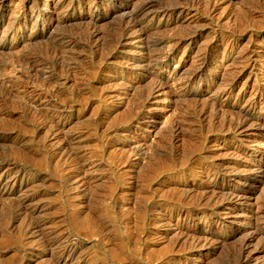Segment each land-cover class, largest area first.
<instances>
[{
    "label": "rangeland",
    "instance_id": "374dc122",
    "mask_svg": "<svg viewBox=\"0 0 264 264\" xmlns=\"http://www.w3.org/2000/svg\"><path fill=\"white\" fill-rule=\"evenodd\" d=\"M137 1L140 4L143 0H0V80H3L0 82V264H240V260L243 264H264V0H152L148 11H144L145 17H140L147 31L141 38L124 37L128 43L115 46L112 38L118 31L120 18L137 6ZM172 8L176 9L172 14L167 12ZM91 30H95V35L89 34ZM69 38L74 42L66 43ZM241 46L243 50L255 49L251 62L237 57ZM202 55L207 60L200 66ZM101 56L104 59L101 60ZM32 57L36 59L35 69L26 64ZM149 57L152 60L148 61ZM225 71L226 75H231L226 76ZM133 97L137 103L140 101L141 109H136ZM202 97H206L205 102ZM185 99L189 103L186 104ZM191 99L194 100L192 106ZM246 102H251L254 114L245 120L241 119L240 110L248 105ZM181 119H185V123ZM239 119L243 120L241 127L236 125ZM172 120L181 122L176 132L169 126ZM71 133L78 134L80 140L76 146L79 149L73 143H66ZM186 136L190 143L185 139L181 141ZM192 141L196 145L203 144V147L196 146L203 150L196 148ZM180 145L185 148L180 149ZM184 145L190 151L183 153ZM64 153L69 155L66 157ZM70 155H74L73 159ZM167 158H171V162L167 163ZM227 181L235 185L237 194H222L216 183ZM185 223L195 224L201 230L187 228ZM178 232L182 236H178Z\"/></svg>",
    "mask_w": 264,
    "mask_h": 264
},
{
    "label": "bare ground",
    "instance_id": "6f19581e",
    "mask_svg": "<svg viewBox=\"0 0 264 264\" xmlns=\"http://www.w3.org/2000/svg\"><path fill=\"white\" fill-rule=\"evenodd\" d=\"M140 1H141V0H140ZM140 1H139V2H140ZM199 1H200V0H199ZM210 1H211V0H210ZM215 1H217V0H215ZM220 1H221V0H220ZM92 2H93V1H92ZM97 2H98V1H97ZM108 2H109V1H108ZM183 2H184V0H183ZM193 2H194V1H193ZM208 2H209V1H208ZM218 2H219V1H218ZM89 3H90V2H89ZM95 3H96V2H95ZM131 3H132V2H131ZM134 3H135V2H134ZM209 3H210V2H209ZM211 3H212V2H211ZM213 3H214V1H213ZM215 3H216V2H215ZM228 3H229V2H228ZM230 3H231V2H230ZM36 4H37V3H36ZM129 4H130V3H129ZM137 4H138V1H137ZM152 4H153V1H152V0H143V1H141V3L138 4L137 6H135L134 8H131V11L129 10L130 12H128V14L124 15L123 18L119 15L122 19L120 18V21H121V22L117 19V20L120 22V23H119V26H118V31H117V33H115L116 35L113 33V34H114V36H113L114 38H112V39L114 40L113 43H114L115 46L126 45L128 42H127V41H124V37H126V38H128V37H129V38H131V37H135V38L139 37V38H141L140 36L142 35V33H145V32L147 31L148 27L145 26V25H144V26L142 25V19H141L140 17H142V16L145 17L146 14L144 15V11H145L149 6H151ZM182 4H183V3H182ZM196 4H197V3H196ZM206 4H207V3H206ZM98 5H99V4H98ZM131 5H133V4H131ZM134 5H135V4H134ZM202 5H205V4H202ZM207 5H208V4H207ZM207 5H206V6H207ZM212 5H213V4H212ZM228 5H229V4H228ZM71 6H72V5H71ZM124 6H125V5H124ZM194 6H195V5H194ZM97 7H98V6H97ZM97 7H96V8H97ZM112 7H113V5H112ZM132 7H133V6H132ZM182 7H183V5H182ZM188 7H189V6H188ZM196 7H197V5H196ZM198 7H199V6H198ZM204 7H205V6H204ZM214 7H215V6H214ZM216 7H217V6H216ZM216 7H215V8H216ZM22 8H23V7H22ZM190 8H191V7H190ZM200 8H201V7L197 8V9H200ZM207 8H208V7H207ZM149 9H150V8H149ZM155 9H156V8H155ZM186 9H187V8H186ZM191 9H192V8H191ZM205 9H206V8H205ZM209 9H210V8H209ZM80 10H81V9H80ZM86 10H87V9H86ZM124 10H125V9H124ZM159 10H160V9H159ZM168 10H169V11H167V12H170V13L172 14V12H174L176 9H173V8H172V9H168ZM200 10H201V9H200ZM213 10H214V9H213ZM13 11H14V10H13ZM13 11H12V12H13ZM93 11H94V10H93ZM122 11H123V10H122ZM125 11H126V10H125ZM146 11H148V10H146ZM187 11H188V10H187ZM196 11H197V10H196ZM196 11H195V12H196ZM202 11H204V10H202ZM207 11H208V10H207ZM214 11H216V10H214ZM12 12H10V13H12ZM79 12H80V11H79ZM151 12H152V11H151ZM179 12H181V10H179ZM193 12H194V11H193ZM197 12H198V11H197ZM205 12H206V11H205ZM209 12H210V11H209ZM21 13H22V12H21ZM21 13H20V14H21ZM106 13H107V12H106ZM110 13H111V12H110ZM122 13H123V12H122ZM186 13H187V12H186ZM207 13H208V12H207ZM7 14H8V13H7ZM17 14H19V13H17ZM123 14H124V13H123ZM123 14H122V15H123ZM149 14H150V13H149ZM178 14H180V13H178ZM196 14H197V13H196ZM200 14H201V12H200ZM202 14H205V13L203 12ZM90 15H91V14H90ZM116 15H118V14H116ZM164 15H165V14H164ZM197 15H198V14H197ZM206 15H207V14H206ZM13 16H14V15H13ZM23 16H24V15H23ZM147 16H148V15H147ZM147 16H146V17H147ZM162 16H163V15H162ZM162 16H160V18H161ZM166 16H167V15H166ZM181 16H182V15H181ZM198 16H199V15H198ZM209 16H210V14L208 15V17H209ZM212 16H213V15H212ZM10 17H12V16H10ZM21 17H22V16H21ZM31 17H32V16H31ZM71 17H72V16H71ZM188 17H189V16H188ZM188 17H187V18H188ZM191 17H192V16H191ZM191 17H190V20H191ZM194 17H195V16H194ZM224 17H225V16H224ZM4 18H5V17H4ZM12 18H13V17H12ZM16 18H17V17H16ZM117 18H118V17H117ZM168 18H170V17H168ZM174 18H175V17H174ZM176 18H177V17H176ZM183 18H184V17H183ZM195 18H196V17H195ZM203 18H204V17H203ZM205 18H206V17H205ZM211 18H212V17H211ZM230 18H231V17H230ZM35 19H36V18H35ZM113 19H114V18H113ZM161 19H162V18H161ZM166 19H167V18H166ZM212 19H213V18H212ZM8 20H9V19H8ZM10 20H12V19H10ZM62 20H63V19H62ZM89 20H90V19H89ZM144 20H145V19H144ZM144 20H143V21H144ZM151 20H152V19H151ZM158 20H159V19H158ZM182 20H183V19H182ZM194 20H195V19H194ZM228 20H229V19H228ZM148 21H149V20H148ZM148 21H147V22H148ZM166 21H167V20H166ZM171 21H172V20H171ZM175 21H176V20H175ZM197 21H198V20H197ZM213 21H214V20H213ZM7 22H8V21H7ZM46 22H47V21H46ZM147 22H146V23H147ZM154 22H155V21H154ZM194 22H195V21H194ZM210 22H211V21H210ZM73 23H74V22H73ZM90 23H91V22H90ZM90 23H89V24H90ZM92 23H93V22H92ZM114 23H115V22H114ZM116 23H118V22H116ZM168 23H169V22H168ZM174 23H175V22H174ZM187 23H188V22H187ZM200 23H201V22H200ZM203 23H204V22H203ZM6 24H7V23H6ZM17 24H18V23H17ZM64 24H65V23H64ZM93 24H95V23H93ZM144 24H145V23H144ZM148 24H149V23H148ZM148 24H147V25H148ZM150 24H151V23H150ZM156 24H159V23L156 22ZM190 24H191V23H190ZM192 24H193V22H192ZM205 24H206V23H205ZM205 24H203V25L205 26ZM207 24H208V23H207ZM207 24H206V25H207ZM213 24H214V23H213ZM24 25H25V24H24ZM29 25H30V24H29ZM114 25H116V24H114ZM174 25H176V24H174ZM182 25H183V24H182ZM198 25H199V23H198ZM203 25H202V26H203ZM208 25H209V24H208ZM210 25H211V23H210ZM8 26H9V25H8ZM25 26H26V25H25ZM70 26H71V25H70ZM94 26H95V25H94ZM199 26H200V25H199ZM224 26H225V25H224ZM6 27H7V26H6ZM6 27H5V28H6ZM19 27H20V26H19ZM29 27H30V26H29ZM66 27H67V26H66ZM86 27H87V26H86ZM167 27H168V26H167ZM185 27H186V26H185ZM189 27H191V26L189 25ZM217 27H219V26L217 25ZM7 28H8V27H7ZM80 28H81V27H80ZM95 28H96V26L94 27V29H95ZM111 28H112V27H111ZM150 28H151V27H150ZM170 28H171V26H170ZM182 28H184V27H182ZM211 28L214 29L213 26H211ZM71 29H72V28H71ZM87 29H88V28H87ZM90 29H91V28H90ZM90 29H88V30H90ZM113 29H115V28H113ZM154 29H155V28H154ZM156 29H157V28H156ZM166 29H167V31H168V28H166ZM194 29H195V28H194ZM215 29H216V28H215ZM3 30H4V29H3ZM48 30H49V29H48ZM96 30H97V29H96ZM116 30H117V29H116ZM158 30H159V29H158ZM175 30H176V29H175ZM175 30H174V31H175ZM198 30H199V29H198ZM229 30H230V32H231V29H229ZM4 31H5V30H4ZM98 31H99V30H98ZM110 31H111V30H110ZM112 31H113V30H112ZM152 31H154V30H152ZM160 31H161V30H160ZM170 31H171V30H170ZM170 31H169V32H170ZM178 31H179V30H178ZM178 31H177V33H178ZM188 31H189V30H188ZM194 31H196V29H195ZM208 31H209V30H208ZM226 31H227V30H226ZM0 32H1V31H0ZM31 32H32V31H31ZM33 32H34V31H33ZM71 32H72V31H71ZM79 32H80V31H79ZM115 32H116V31H115ZM156 32H157V31H156ZM165 32H166V31H165ZM171 32H173V30H172ZM175 32H176V31H175ZM212 32H213V31H212ZM212 32H211V33H212ZM215 32H216V31H215ZM228 32H229V31H228ZM2 33H3V32H2ZM11 33H13V32H11ZM29 33H30V32H29ZM50 33H51V32H50ZM86 33H87V32H86ZM88 33H89V32H88ZM100 33H102V32H100ZM109 33H110V32H109ZM150 33H151V32H150ZM158 33H159V32H158ZM161 33H162V32H161ZM182 33H183V32H182ZM209 33H210V32H209ZM209 33H208V34H209ZM231 33H233V32H231ZM6 34H7V33H6ZM6 34H4V35H6ZM51 34H52V33H51ZM89 34L92 35V36L95 35V30H91ZM113 34H112V35H113ZM146 34H149V33H146ZM155 34H157V33H155ZM155 34H154V35H155ZM163 34H164V32H163ZM166 34H168V33H166ZM170 34H171V33H170ZM199 34H200V33H199ZM1 35H2V34H1ZM4 35H3V36H4ZM28 35H29V34H28ZM96 35H97V34H96ZM98 35H99V34H98ZM101 35H103V34H101ZM108 35H110V34H107V36H108ZM150 35H151V34H150ZM154 35H153V36H154ZM176 35L179 36V34H176ZM191 35H192V34H191ZM209 35H211V34H209ZM221 35H224V32H223V34H221ZM225 35H226V34H225ZM230 35H231V34H230ZM13 36H14V35H13ZM42 36H43V35H42ZM49 36H50V35H49ZM105 36H106V35H105ZM110 36H111V35H110ZM156 36H157V35H156ZM158 36H159V34H158ZM174 36H175V34H174ZM174 36H173V37H174ZM189 36H190V35H189ZM199 36H200V35H199ZM204 36H205V35H204ZM204 36H203V37H204ZM233 36H234V35H233ZM1 37H2V36H1ZM5 37H6V36H5ZM37 37H38V36H37ZM54 37H55V36H54ZM87 37H88V36H87ZM111 37H112V36H111ZM143 37L145 38L146 36L144 35ZM149 37H150V36H149ZM149 37H148V38H149ZM154 37H155V36H154ZM224 37H225V36H224ZM61 38H63V37H61ZM90 38H91V37H90ZM94 38H95V37H94ZM94 38H93V39H94ZM97 38H98V37H97ZM102 38H103V36H102ZM144 38H143V39H144ZM155 38H156V37H155ZM183 38H184V37H183ZM227 38H228V37H227ZM230 38H231V37H230ZM91 39H92V38H91ZM91 39H89V40H91ZM100 39H101V38H100ZM104 39H105V38H104ZM106 39H107V41H108L110 38L108 39V37H107ZM106 39H105V40H106ZM156 39H157V38H156ZM159 39H160V38H159ZM159 39H158V40H159ZM171 39H172V38H171ZM176 39H177V38H176ZM180 39H181V36H180ZM222 39H223V38H222ZM26 40H27V39H26ZM48 40H49V39H48ZM61 40H62V39H61ZM105 40H104V41H105ZM113 40H112V41H113ZM128 40H129V39H128ZM140 40H141V39H140ZM151 40H152V39H151ZM158 40H157V41H158ZM162 40H163V39H162ZM167 40H168V39H167ZM178 40H179V39H178ZM59 41H60V40H59ZM85 41H87V40H85ZM97 41H98V40H97ZM102 41H103V40H102ZM107 41H106V42H107ZM109 41H110V40H109ZM144 41H145V40H144ZM204 41H206V40H204ZM204 41H203V42H204ZM209 41H210V40H209ZM213 41H214V40H213ZM246 41H247V40H246ZM57 42H58V41H57ZM71 42H74V40H73V39H70V38H69L68 40H66V43H71ZM87 42H88V41H87ZM91 42H92V41H91ZM110 42H111V41H110ZM110 42H109V43H110ZM132 42H133V41H132ZM132 42H131V43H132ZM146 42H147V41H145V43H146ZM148 42H149V41H148ZM151 42H152V41H151ZM151 42H150V43H151ZM153 42H154V40H153ZM167 42H168V41H167ZM174 42H176V41H174ZM201 42H202V40H201ZM228 42H230V41H228ZM10 43H11V42H10ZM96 43H97V42H96ZM102 43H103V42H102ZM102 43H101V44H102ZM104 43H105V42H104ZM143 43H144V42H143ZM150 43H149V45H150ZM156 43H157V42H156ZM165 43H166V42H165ZM188 43H189V42H188ZM206 43H207V42H206ZM5 44H6V43H5ZM93 44H95V43H93ZM99 44H100V43H99ZM132 44H133V43H132ZM147 44H148V43H147ZM166 44H167V43H166ZM225 44H226V43H225ZM2 45H3V44H2ZM2 45H1V46H2ZM9 45H10V44H9ZM9 45H8V46H9ZM52 45H53V44H52ZM87 45H88V44H87ZM95 45H96V44H95ZM97 45H98V44H97ZM102 45H103V44H102ZM102 45H101V46H102ZM175 45H176V44H175ZM200 45H201V44H200ZM200 45H199V46H200ZM203 45H204V43H203ZM209 45H210V44H209ZM228 45H229V44H227V46H228ZM230 45H231V44H230ZM10 46H11V45H10ZM61 46H62V45H61ZM84 46H85V45H84ZM99 46H100V45H99ZM101 46H100L99 48H102ZM112 46H113V45H112ZM130 46H131V45H130ZM139 46H140V45H139ZM143 46H144V45H143ZM145 46H146V44H145ZM152 46H153V45H152ZM152 46H151V47H152ZM156 46H157V45H156ZM156 46H155V47H156ZM171 46H172V45H171ZM197 46H198V44H197ZM197 46H196V48H197ZM221 46H222V45H221ZM224 46H225V45H224ZM234 46H235V45H234ZM245 46H246V45H245ZM245 46H244V47H245ZM6 47H7V46H6ZM13 47H14V46H13ZM42 47H43V46H42ZM68 47H69V46H68ZM89 47H91V46H89ZM107 47L110 48L109 46H107ZM141 47H142V46H141ZM147 47H148V46H147ZM164 47H165V46H164ZM202 47H204V46H202ZM210 47H211V46H210ZM7 48H8V47H7ZM10 48H11V47H10ZM46 48H47V47H46ZM64 48H65V47H64ZM112 48H113V47H112ZM114 48H115V47H114ZM169 48H172V47H169ZM196 48H195V49H196ZM206 48H207V47H206ZM225 48H226V47H225ZM225 48H223V49H221V50H224ZM229 48H230V46H229ZM241 48H242V46H241ZM256 48H257V47H256ZM43 49H44V47H43ZM94 49H95V48H94ZM96 49H97V48H96ZM102 49H103V48H102ZM102 49H101V50H102ZM105 49H106V48H105ZM110 49H111V48H110ZM153 49H154V48H153ZM174 49H175V48H174ZM202 49H204V51H205V48H202ZM210 49H211V48H210ZM90 50H92V47H91ZM118 50H122V49H118ZM147 50H148V49H147ZM154 50H155V49H154ZM154 50H152V51L154 52ZM156 50H157V49H156ZM162 50H163V49H162ZM170 50H171V49H170ZM172 50H173V49H172ZM199 50H200V49H199ZM199 50H196V52H197V51L199 52ZM226 50H227V49H226ZM232 50H233V49H232ZM237 50H240V49H237ZM256 50H257V49H256ZM258 50H260V49H258ZM1 51H3V50H1ZM11 51H12V50H11ZM92 51H93V50H92ZM107 51L110 52V50H107ZM107 51H106V53H107ZM111 51H112V50H111ZM113 51H114V50H113ZM227 51H228V50H227ZM35 52H36V51H35ZM88 52H89V51H88ZM90 52H91V51H90ZM95 52H96V51H95ZM100 52H101V51H100ZM100 52H99V55H100L103 51H102L101 53H100ZM109 52H108V53H109ZM120 52H121V51H120ZM123 52H124V51H123ZM128 52H129V51H128ZM134 52H137V51H134ZM144 52H145V51H144ZM159 52H160V51H159ZM169 52H170V51H169ZM200 52H201V50H200ZM200 52H199V53H200ZM205 52H206V51H205ZM213 52H214V51H213ZM236 52H237V51H236ZM238 52H239V51H238ZM238 52H237V53H238ZM255 52H256V51H255L254 48H253V49H252V48H247V49L244 48V50H243V48H242V50L238 53V56H237V57H239V58H241V59L243 58V59L246 61V63H249V62H251V60L254 59L253 56H254ZM257 52H258V51H257ZM65 53H66V52H65ZM106 53H104V54L106 55ZM131 53H132V52H131ZM140 53H141V52H140ZM140 53H138V54H140ZM146 53L148 54V51H147ZM36 54H38V53H36ZM57 54H58V53H57ZM67 54H68V53H67ZM81 54H82V53H81ZM95 54H96V53H95ZM193 54H194V53H193ZM196 54H197V53H196ZM200 54H201V53H200ZM212 54H213V53H212ZM223 54H224V53H223ZM227 54H228V53H227ZM231 54H232V53H231ZM41 55H42V54H41ZM58 55H59V54H58ZM90 55H91V54H90ZM96 55H97V54H96ZM107 55H108V54H107ZM149 55H151V53H150ZM152 55H153V54H152ZM213 55H215V54H213ZM235 55H236V54H235ZM256 55H257V54H256ZM27 56H28V55H27ZM38 56H39V54H38ZM63 56H64V55H63ZM63 56H62V57H63ZM85 56H86V55H85ZM87 56H88V55H87ZM91 56H92V55H91ZM157 56H158V54H157ZM196 56H197V55H196ZM202 56H203V57H201V59H200V60H201V61H200V64H201L200 66H202V65L206 62V60H207V58L205 57V55H202ZM211 56H212V55H211ZM233 56H234V55H233ZM23 57H24V56H23ZM25 57H26V56H25ZM52 57H53V56H52ZM89 57H90V56H89ZM98 57H99V56H98ZM105 57H106V56H105ZM128 57H129V56H128ZM134 57H135V56H134ZM147 57H148V55H147ZM154 57H155V56H154ZM226 57H227V56H226ZM237 57L235 56V58H237ZM45 58H46V57H45ZM72 58H73V57H72ZM91 58H92V57H91ZM141 58H142V57H141ZM157 58H158V57H157ZM163 58H164V57H163ZM232 58H233V57H232ZM21 59H22V58H21ZM23 59H24V58H23ZM25 59H26V58H25ZM27 59H28V58H27ZM74 59H75V58H74ZM87 59H88V58H87ZM87 59H86V60H87ZM102 59H104V56H103V58H102V56H101V60H102ZM142 59H145V58H142ZM164 59H165V58H164ZM225 59H226V58H225ZM11 60H12V59H11ZM30 60H31V59H30ZM40 60H41V59H40ZM45 60H46V59H45ZM56 60H57V59H56ZM101 60H99V62H100ZM105 60H106V59H105ZM125 60H126V59H125ZM147 60L150 61V60H152V58L149 57V59H147ZM156 60H157V59H156ZM161 60H162V59H161ZM165 60H166V59H165ZM194 60H195V59H194ZM216 60H217V59H216ZM239 60H240V59H239ZM14 61H16V63L18 62L17 60H14ZM26 61H27V60H25V63H26ZM37 61H38V60H37ZM49 61H50V60H49ZM65 61H66V60H65ZM70 61H71V60H70ZM83 61H84V60H83ZM83 61H82V63H83ZM103 61H104V60H103ZM122 61H123V60H122ZM142 61H144V60H142ZM255 61H256V60H255ZM9 62H10V61H9ZM54 62H55V61H54ZM109 62L111 63V61H109ZM120 62H121V61H120ZM151 62H153V61H151ZM164 62H165V61H164ZM196 62H197V61H196ZM219 62H220V61H219ZM229 62H230V61H229ZM233 62H236V61H233ZM237 62H238V61H237ZM237 62H236V63H237ZM11 63H12V62H11ZM14 63H15V62H14ZM16 63H15V64H16ZM19 63H20V62H19ZM34 63H36V59L32 57V60L29 61V62H27L26 64H28L27 66L30 67L31 69H35V64H34ZM39 63H40V62H39ZM49 63H50V62H49ZM87 63H88V62H87ZM114 63H115V62H114ZM126 63L128 64L127 61H126ZM130 63H131V62H130ZM130 63H129V64H130ZM160 63H161V62H160ZM194 63H195V62H194ZM198 63H199V62H198ZM238 63H239V62H238ZM241 63H242V61H241ZM243 63L245 64V62H243ZM9 64H10V63H9ZM21 64H23V63H21ZM21 64H20V65H21ZM44 64H45V63H44ZM44 64H43V66H44ZM59 64H61V58H60V63H59ZM92 64H93V63H92ZM127 64H125V65H127ZM155 64H156V62H155ZM185 64H186V63H185ZM190 64H191V63H190ZM227 64H228V63H227ZM231 64H232V63H231ZM10 65L13 66V64H10ZM17 65H19V64H17ZM23 65H24V64H23ZM23 65H22V66H23ZM57 65H58V64H57ZM100 65H101V64H100ZM100 65H99V66H100ZM134 65H137V64H134ZM144 65H145V64H144ZM144 65L142 64L143 67H144ZM150 65H151V64H150ZM187 65H188V64H187ZM233 65H234V64H233ZM238 65H239V64H238ZM27 66H26V68H27ZM43 66H42V68H43ZM52 66H53V65H52ZM52 66H50V67H52ZM61 66H62V65H61ZM61 66H60V67H61ZM66 66H67V65H66ZM71 66H72V65H71ZM88 66H89V65H88ZM103 66H104V65H103ZM115 66H116V65H115ZM123 66H124V65H123ZM131 66H132V65H131ZM131 66H129V67H131ZM137 66H138V65H137ZM137 66H135V67H137ZM155 66H156V65H155ZM157 66H158V65H157ZM200 66L198 65L199 68H200ZM227 66H228V65H227ZM235 66H237V65H235ZM235 66H234V67H235ZM246 66H248V65L246 64ZM14 67H15V66H14ZM23 67H25V66H23ZM23 67H22V68H23ZM39 67H40V66H39ZM50 67H49V68H50ZM63 67H64V66H63ZM67 67H68V66H67ZM82 67H84V65H83ZM126 67H127V66H126ZM147 67H148V66H147ZM151 67H152V65H151ZM162 67H163V66H162ZM225 67H226V65H225ZM16 68H17V67H16ZM16 68H15V69H16ZM22 68H21V70H23ZM46 68H48V65H47ZM46 68H43V70H44V69L47 70ZM84 68H85V67H84ZM86 68H87V67H86ZM187 68H188V67H187ZM195 68H196V67H195ZM229 68H230V67H229ZM243 68H244V67H243ZM243 68H241V69H243ZM250 68H251V66H250ZM24 69H25V68H24ZM37 69H39V68H37ZM37 69H36V70H37ZM50 69H51V68H50ZM50 69H49V70H50ZM56 69H57V67H56ZM66 69H67V68H66ZM102 69H103V68H102ZM105 69H106V68H105ZM108 69H109V68H108ZM138 69H139V68H138ZM143 69H144V68H143ZM184 69H185V68H184ZM189 69H191V68H189ZM197 69H198V68H197ZM227 69H228V68H226L225 70H227ZM230 69H231V68H230ZM43 70H42V71H43ZM53 70H54V69H53ZM72 70H73V69H72ZM79 70H80V69H79ZM90 70H91V69H90ZM95 70H96V69H95ZM114 70H115V69H114ZM120 70H121V69H120ZM139 70H140V69H139ZM192 70H193V69H192ZM215 70H216V69H215ZM215 70H214V71H215ZM37 71H38V70H37ZM50 71H51V70H50ZM56 71H57V70H56ZM65 71H66V70H65ZM83 71H84V69H83ZM92 71H93V70H92ZM106 71H107V70H106ZM111 71H113V70H111ZM173 71H174V69H173ZM175 71H176V70H175ZM187 71H188V70H187ZM187 71H186V74L188 73ZM193 71H194V70H193ZM209 71H210V70H209ZM216 71H217V70H216ZM229 71H231V70H229ZM23 72H24V71H23ZM28 72H29V71H27V73H28ZM33 72H34V71H33ZM52 72H53V71H52ZM137 72H138V71H137ZM147 72H148V70H147ZM149 72H150V70H149ZM152 72H153V71H152ZM179 72H180V71H179ZM184 72H185V70H184ZM195 72H196V71H195ZM227 72H228V71H227ZM21 73H22V72H21ZM29 73H30V72H29ZM34 73H35V72H34ZM39 73H40V72H39ZM39 73H38V74H39ZM56 73H57V72H56ZM63 73H64V72H63ZM65 73H66V72H65ZM78 73L80 74L79 71H78ZM87 73H88V72H87ZM97 73H98V72H97ZM103 73H104V72H103ZM119 73H120V72H119ZM138 73H139V72H138ZM191 73H192V72H191ZM196 73H197V72H196ZM207 73H208V72H207ZM222 73H223V71H222ZM229 73H230V72H229ZM236 73H238V70H237ZM249 73H250V72H249ZM255 73H256V72H254V74H255ZM24 74H25V72H24ZM42 74H43V73H42ZM42 74H41V76H42ZM61 74H62V73H61ZM66 74H67V73H66ZM75 74H76V73H75ZM85 74H86V73H85ZM116 74H117V73H116ZM134 74H135V73H134ZM155 74H156V73H155ZM199 74H200V73H199ZM217 74H218V73H217ZM220 74H221V73H220ZM232 74H233V73H232ZM27 75H28V74H27ZM57 75H58V74H57ZM81 75H82V73H81ZM114 75H115V74H114ZM166 75H167V73H166ZM169 75H170V74H169ZM177 75H179V74H177ZM180 75H181V74H180ZM183 75H184V74H183ZM188 75H189V74H188ZM222 75H223V74H222ZM225 75H226V71H225ZM225 75L223 76L224 78H225L226 76H228V75H231V74H228V75H226V76H225ZM233 75H236V74H233ZM233 75H232V76H233ZM248 75H249V74H248ZM248 75H246V76L248 77ZM250 75H251V74H250ZM25 76H26V74H25ZM37 76H38V75H37ZM63 76H66V75H63ZM78 76H79V75H78ZM82 76H83V75H82ZM128 76H129V75H128ZM153 76H155V75H153ZM203 76H204V75H203ZM205 76H206V75H205ZM236 76H237V75H236ZM254 76H255V75H254ZM47 77H48V76H47ZM54 77H55V76H54ZM56 77H57V76H56ZM74 77H75V75H74ZM87 77H88V76H86L85 78H87ZM94 77H95V76H94ZM125 77H126V76H125ZM150 77H152V76H150ZM150 77H149V78H150ZM157 77H158V76H157ZM182 77H184V78H183V80H184L185 77H186V75H184V76H182ZM219 77H220V76H219ZM228 77H229V76H228ZM233 77H234V76H233ZM247 77H246V78H247ZM249 77H250V76H249ZM255 77H256V76H255ZM103 78H104V77H103ZM153 78H154V77H153ZM166 78H167V77H166ZM179 78H180V77H179ZM200 78H201V77H200ZM221 78H222V76H221ZM221 78H219V79H221ZM224 78H223V79H224ZM55 79H56V78H55ZM72 79H73V78H72ZM79 79H81V78H79ZM116 79H117V77H116ZM198 79H199V78H198ZM209 79H210V78H209ZM225 79H226V78H225ZM225 79H224V80H225ZM227 79H228V78H227ZM229 79H230V78H229ZM233 79H234V78H233ZM254 79H255V78H254ZM256 79H257V78H256ZM256 79H255V81H257ZM81 80H82V79H81ZM81 80H79V81H81ZM83 80H84V78H83ZM87 80H88V79H87ZM125 80H126V79H125ZM152 80H153V81H156V79H155V80L152 79ZM158 80H159V79H158ZM158 80H157V81H158ZM180 80H181V79H180ZM183 80H182V81H183ZM199 80H200V79H199ZM252 80H253V79H252ZM1 81H3V80H0V82H1ZM52 81H53V80H52ZM52 81H51V82H52ZM64 81H65V80H64ZM73 81H74V80H73ZM77 81H78V80H77ZM77 81H76V82H77ZM184 81H185V80H184ZM216 81H217V80H216ZM218 81H219V80H218ZM228 81H230V80H228ZM84 82H85V81H84ZM89 82H90V81H89ZM120 82H121V81H120ZM123 82H124V81H123ZM145 82H146V81H145ZM145 82H144V83H145ZM158 82H159V81H158ZM187 82H188V81H187ZM226 82H227V81H226ZM230 82H231V81H230ZM252 82H253V81H252ZM54 83H55V82H54ZM81 83H82V82H81ZM86 83H87V81H86ZM86 83H85V84H86ZM115 83H116V82H115ZM118 83H119V82H118ZM147 83H148V82H147ZM165 83H166V82H165ZM4 84H5V82H4ZM58 84L60 85V83H58ZM78 84H79V82H78ZM82 84H83V83H82ZM82 84H81V85H82ZM113 84H114V83H113ZM122 84H123V83H122ZM141 84H142V83H141ZM158 84H159V83H158ZM158 84H157V85H158ZM163 84H164V83H163ZM193 84H194V83H193ZM219 84H220V83H219ZM223 84H224V83H223ZM226 84H227V83H226ZM61 85H62V83H61ZM86 85H87V84H86ZM86 85H84V86L86 87ZM116 85H117V84H116ZM116 85H115V86H116ZM137 85H138V84H137ZM155 85H156V84H155ZM165 85H166V84H164V86H165ZM171 85H173V84H171ZM182 85H183V84H182ZM185 85H186V84H185ZM4 86H5V85H4ZM64 86H65V85H64ZM74 86H76V85H74ZM78 86H79V85H78ZM98 86H99V85H98ZM102 86H103V85H102ZM109 86H110V85H109ZM109 86H108V88H109ZM118 86H119V85H118ZM120 86H121V83H120ZM126 86H127V85H126ZM129 86H130V85H129ZM162 86H163V85H162ZM167 86H168V85H167ZM221 86H222V84L220 85V87H221ZM223 86H225V85H223ZM228 86H229V85H228ZM251 86H252V85H251ZM257 86H258V85H257ZM6 87H7V86H6ZM79 87H80V86H79ZM87 87H88V86H87ZM131 87H132V86H131ZM131 87H130V88H131ZM136 87L138 88V87H140V86H136ZM141 87H142V85H141ZM141 87H140V88H141ZM149 87H150V86H149ZM160 87H161V86H160ZM168 87H169V86H168ZM170 87H171V86H170ZM215 87H216V86H215ZM218 87H219V86H218ZM242 87H243V85H242ZM252 87H253V86H252ZM0 88H1V87H0ZM75 88L78 89L77 86H76ZM82 88H83V86H82ZM134 88H135V87H134ZM151 88H152V87H151ZM157 88H158V87H157ZM166 88H167V87H166ZM198 88H199V87H198ZM221 88H223V87H221ZM1 89H2V88H1ZM98 89H99V88H98ZM138 89H139V88H138ZM149 89H150V88H149ZM155 89H156V88H155ZM155 89H153V90H155ZM168 89H169V88H168ZM176 89H177V88H176ZM216 89H218V88L216 87ZM232 89H233V88H232ZM251 89H252V88H251ZM258 89H259V88L257 87V90H258ZM263 89H264V88H263ZM79 90H80V89H79ZM115 90H116V89H115ZM132 90L135 91V90H137V89L135 88V90H134V89L132 88ZM140 90H142V89H140ZM140 90H137V91H140ZM162 90H163V89H162ZM174 90H175V89H174ZM178 90H179V89H178ZM178 90H177V91H178ZM182 90H183V89H182ZM220 90H221V89H220ZM223 90H224V89H223ZM223 90H222V91H223ZM225 90H226V89H225ZM229 90H230V89H229ZM249 90H250V88H249ZM252 90H253V89H252ZM6 91L8 92V89H7V88H6ZM72 91H74V90H72ZM72 91H71V92H72ZM117 91H118V90H117ZM143 91H144V90H143ZM147 91H148V89H147ZM171 91H172V90H171ZM199 91H200V90H199ZM202 91H203V90H202ZM2 92H3V91H2ZM75 92H76V91H75ZM75 92H74V93H75ZM84 92H85V91H84ZM90 92H91V91H90ZM144 92H146V91H144ZM151 92H152V90H151ZM157 92H159V91H157ZM168 92H169V91H168ZM175 92H176V91H175ZM213 92H214V91H213ZM218 92H219V91H218ZM251 92H252V91H251ZM253 92H254V91H253ZM256 92H257V91H256ZM8 93H9V92H8ZM69 93H70V92H68V94H69ZM77 93H78V92H77ZM97 93H98V92H97ZM116 93H117V92H116ZM170 93H171V92H170ZM172 93H173V92H172ZM172 93H171V94H172ZM179 93H180V92H179ZM190 93H191V92H190ZM216 93H217V92H215V94H216ZM238 93H239V92H238ZM57 94H58V93H57ZM62 94H63V93H62ZM79 94H80V92H79ZM83 94H84V93H83ZM83 94H82V95H83ZM90 94H91V93H90ZM135 94L138 96L137 92H136ZM149 94H150V91H149ZM220 94H221V93H220ZM82 95H80V96H82ZM122 95H123V94H122ZM133 95H134V92H133ZM140 95H142V93H140ZM145 95H146V94H145ZM175 95H176V94H175ZM175 95H174V96H175ZM177 95H178V94H177ZM222 95H223V94H222ZM224 95H225V94H224ZM229 95H231V94H229ZM252 95H253V94H252ZM256 95H257V94H256ZM60 96H61V94H60ZM62 96H65V95L63 94ZM68 96H69V95H68ZM68 96H67V97H68ZM77 96H78V95H77ZM80 96H79V98H80ZM89 96H90V95H89ZM89 96H88V97H89ZM91 96H92V95H91ZM102 96H103V95H102ZM216 96H217V95H216ZM249 96H250V95H249ZM261 96H262V94H261ZM67 97H65V99H67ZM138 97H141V96H138ZM208 97H210V96H208ZM208 97H207V98H208ZM252 97H254V96H252ZM252 97H251V98H252ZM45 98H46V97H45ZM53 98H54V97H53ZM68 98H69V97H68ZM81 98L83 99V97H81ZM133 98L135 99V97H133ZM133 98H131V99H133ZM144 98H145V97H144V95H143V98H142V99H144ZM146 98H147V97H146ZM150 98H151V97H150ZM176 98L178 99L177 96H176ZM176 98H175V100H176ZM179 98L181 99V97H179ZM184 98H186V97H184ZM199 98H200V97H199ZM205 98H206V97H205ZM205 98L203 99V97H202V101L205 100ZM234 98H235V97H234ZM254 98H255V97H254ZM62 99H64V98H62ZM62 99H61V100H62ZM72 99H73V97H72ZM74 99H76V98H74ZM84 99H85V98H84ZM169 99H170V98H169ZM173 99H174V98H173ZM186 99H187V98H186ZM186 99H185V100H186ZM189 99H190V98H189ZM214 99H215V98H214ZM214 99H213V101H214ZM218 99H219V98H218ZM248 99H249V97H248ZM128 100H129V99H128ZM135 100H136V101H135ZM135 100H133V102H134V103H135V102L137 103V99H135ZM140 100H141V99H140ZM171 100H172V99H171ZM181 100L184 101V99H181ZM181 100H180V102H181ZM195 100H196V99H195ZM209 100H210V99H209ZM242 100H243V99H242ZM55 101H56V100H55ZM75 101H77V100H75ZM81 101H82V103H83V100H81ZM130 101H131V100H130ZM138 101H139V100H138ZM143 101H144V100H143ZM143 101H142V102H143ZM178 101H179V100H178ZM193 101H194V100H193ZM193 101H192V99L190 100V102H191V106L193 105V104H192ZM197 101H198V100H197ZM199 101H201V98H200ZM199 101H198V102H199ZM220 101H221V100H220ZM230 101H231V100H230ZM234 101H235V100H234ZM245 101H246V100H245ZM245 101H244V103H245ZM64 102H65V101H64ZM68 102H69V101H68ZM70 102H71V101H70ZM73 102H74V101H73ZM84 102H85V101H84ZM117 102H118V101H117ZM139 102H140V101H139ZM139 102L136 104V107L138 106L136 109H138L139 107H140L139 109H141V106L138 105V104H140ZM174 102H175V101H174ZM186 102H187V100L185 101V103H186ZM198 102H196V103H198ZM203 102H205V101H203ZM208 102H209V101H208ZM238 102H239V101H238ZM252 102H254V101H252ZM98 103H99V102H98ZM130 103H131V102H130ZM176 103H177V102H176ZM178 103H179V102H178ZM185 103H184V104H185ZM187 103H189V101H188ZM187 103H186V104H187ZM196 103H195V104H196ZM201 103H202V102H201ZM213 103L215 104V101H214ZM232 103H233V102H232ZM246 103H247V102H246ZM58 104H59V103H58ZM70 104H71V103H70ZM70 104H69V106H71ZM72 104L74 105V103H72ZM132 104H133V103H132ZM132 104H129V106L132 105ZM186 104H185V105H186ZM199 104H200V103H199ZM199 104H198V105H199ZM217 104H218V103H217ZM221 104H224V102L221 103ZM238 104H239V103H238ZM247 104H248V103H247ZM250 104H251V102H250L248 105L242 107V109L240 110V113L242 114V115H240V116H242L241 119H245V120H246V118H247L248 116H253L254 113H253L252 110H254V109H253V108L251 109L250 106H252V105H250ZM252 104H253V103H252ZM63 105H64V104H63ZM65 105H66V104H65ZM81 105H82V104H81ZM95 105H96V104H95ZM98 105H99V104H98ZM134 105H135V104H134ZM148 105H149V104H148ZM185 105H184V106H185ZM198 105H197V107H198ZM201 105H202V104H201ZM204 105H205V103H204ZM206 105H207V104H206ZM233 105H234V104H233ZM241 105H242V104H241ZM255 105H256V104H255ZM257 105H258V104H257ZM58 106H59V105H58ZM60 106H61V105H60ZM126 106H127V104H126ZM188 106H190V105L188 104ZM194 106H195V105H194ZM194 106H193V107H194ZM209 106H210V104H209ZM212 106H213V105H212ZM242 106H243V105H242ZM55 107H56V106H55ZM55 107H54V108H55ZM65 107H66V106H65ZM71 107H72V106H71ZM127 107H128V106H127ZM132 107H133V106H132ZM132 107H130V108H132ZM199 107H202V106H199ZM216 107H217V106H216ZM218 107H219V106H218ZM220 107H221V106H220ZM240 107H241V106H240ZM240 107H239V108H240ZM259 107H260V106H259ZM67 108H68V107H67ZM95 108H96V107H95ZM151 108H152V107H151ZM186 108H187V105H186ZM195 108H196V107H195ZM213 108H214V107H213ZM221 108H222V107H221ZM257 108H258V107H257ZM55 109L57 110V108H55ZM55 109H54V110H55ZM61 109H62V108H61ZM183 109H184V108H183ZM201 109H202V111H203V107H202ZM201 109H200V110H201ZM206 109H207V107H206ZM208 109H209V108H208ZM224 109H227V108H224ZM49 110H50V109H49ZM130 110H131V109H130ZM130 110L128 109L127 111H130ZM132 110H133V109H132ZM134 110H135V109H134ZM197 110H198V109H197ZM211 110H212V108H211ZM222 110H223V109H222ZM258 110H259V109H258ZM184 111H186V113L188 112L187 109L184 110ZM191 111H192V110H191ZM206 111H207V110H206ZM209 111H210V110H209ZM224 111H225V110H224ZM237 111H238V110H237ZM241 111H242L243 113H242ZM259 111H260V110H259ZM0 112H1V111H0ZM63 112H64V111H63ZM67 112H68V110H67ZM182 112H183V111H182ZM194 112H195V110L193 111V113H194ZM196 112H197V111H196ZM203 112H204V111H203ZM203 112H202V113H203ZM210 112H211V111H210ZM210 112H209V113H210ZM228 112H230V111L228 110ZM32 113H33V112H32ZM44 113H46V111H45ZM47 113H48V112H47ZM47 113H46V114H47ZM51 113H52V112H51ZM127 113H128V112H127ZM136 113H137V111H136ZM150 113H151V112H150ZM183 113H185V112H183ZM193 113H191V114H193ZM200 113H201V112H200ZM204 113H205V112H204ZM232 113H233V112H232ZM258 113H259V112H258ZM123 114H124V113H123ZM189 114H190V112L188 113V115H189ZM206 114H208V113H206ZM227 114H228V113H227ZM227 114H226V115H227ZM238 114H239V112H238ZM259 114H260V113H259ZM40 115H41V114H40ZM50 115H51V114H50ZM131 115H132V113H131ZM188 115H185V116H188ZM196 115H199V113H197ZM226 115H225V116H226ZM235 115H236V114H235ZM118 116H119V115H118ZM175 116H176V115H175ZM179 116H180V115H179ZM182 116H184V115L182 114ZM193 116H194V114H193ZM193 116H192V117H193ZM221 116H222V115H221ZM240 116H239V118H240ZM257 116H258V115H257ZM42 117H44V116H42ZM55 117H56V116H54V118H55ZM60 117H61V116H60ZM123 117H124V116H123ZM194 117L197 118V119L199 118V117H196V116H194ZM203 117H205V116H203ZM207 117H208V116H207ZM213 117H214V116H213ZM237 117H238V116H237ZM38 118H40V117H38ZM48 118H49V116H48ZM100 118H101V117H100ZM176 118H178V117H176ZM182 118H186V117H182ZM195 118H194V119H195ZM223 118H225V117H223ZM226 118H227V117H226ZM231 118H232V117H231ZM231 118H230V119H231ZM248 118H249V117H248ZM45 119H46V118H45ZM50 119L52 120L53 118H50ZM119 119H120V118H119ZM186 119L188 120L189 118L187 117ZM190 119H191V118H190ZM190 119H189V120H190ZM203 119H204V118H203ZM233 119H234V118H233ZM241 119H239V120L237 121V123L235 122L236 125L239 126V127L242 126V122H243V120H241ZM249 119H251V118H249ZM37 120H38V119H37ZM43 120H44V119H43ZM47 120H48V121H51V120H49V119H47ZM115 120H116V119H115ZM167 120H168V119H167ZM174 120H175V119H174ZM178 120H180V119L178 118ZM181 120L183 121V123H185V122H184L185 119H184V120L181 119ZM189 120H188V121H189ZM206 120L208 121V119H206ZM220 120H222V119H220ZM34 121H35V120H34ZM52 121H53V120H52ZM164 121H165V123L167 122L166 120H164ZM168 121H169V120H168ZM172 121H173V120H172ZM172 121H171V122H172ZM199 121H200V120H199ZM209 121H210V120H209ZM254 121H255V120H254ZM40 122H41V121H40ZM109 122H110V121H109ZM194 122H195V121H194ZM200 122H201V121H200ZM202 122H203V121H202ZM205 122H206V121H205ZM50 123H51V122H50ZM55 123H56V122H55ZM168 123H169V122H168ZM173 123H175V122L173 121ZM173 123H172V125H171V123H170L169 126H171L172 132H176L179 128H181V127H180V126H181V125H180L181 122H180V123L177 122V123H175V124H173ZM183 123H182V124H183ZM189 123H190V122H189ZM207 123H208V122H207ZM207 123H205V124H207ZM215 123H216V122H215ZM223 123H224V121H223ZM246 123H247V122H246ZM246 123H245V124H246ZM252 123H253V120H252ZM51 124H53V123H51ZM92 124H93V123H92ZM198 124H199V123H198ZM200 124H201V123H200ZM203 124H204V123H203ZM254 124H255V123H253V125H254ZM258 124H260V122H259ZM258 124H256V125H258ZM45 125H46V124H45ZM55 125H56V124H55ZM90 125H91V124H90ZM167 125H168V124H167ZM189 125H190V124H189ZM189 125H188V126H189ZM201 125H202V124H201ZM208 125H209V124H207V126H208ZM231 125H232V124H231ZM251 125H252V124H251ZM37 126H38V125H37ZM41 126H42V125H41ZM47 126H48V125H47ZM56 126H57V125H56ZM227 126H228V125H227ZM30 127H31V126H30ZM53 127H55V126H53ZM53 127H52V128H53ZM87 127H88V126H87ZM91 127H92V126H91ZM182 127H183V126H182ZM190 127H191V126H190ZM205 127H206V126H205ZM208 127H209V126H208ZM251 127H252V126H251ZM251 127H250V128H251ZM254 127H255V126H254ZM257 127H258V126H257ZM262 127H263V126H262V124H261V125H259L258 128L261 129ZM49 128H50V125H49ZM167 128H168V126H167ZM185 128H186V127H185ZM192 128H194V127H192ZM195 128H196V127H195ZM195 128H194V129H195ZM226 128H227V127H226ZM235 128H236V127H235ZM242 128H243V127H242ZM244 128H245V126H244ZM263 128H264V127H263ZM54 129H56V128H54ZM54 129H53V130H54ZM165 129H166V128H164V130H165ZM169 129H170V127H169ZM169 129H167L168 132H170ZM190 129H191V128L188 129V132H189ZM194 129H193V130H194ZM196 129H198V127H197ZM196 129H195V130H196ZM199 129H200V128H199ZM218 129H219V128H218ZM222 129H223V128H222ZM230 129H231V128H230ZM232 129H233V128H232ZM74 130H75V129H74ZM77 130H78V129H77ZM167 130H166V132H167ZM180 130H182V129H180ZM186 130H187V129H186ZM239 130H240V129H239ZM44 131H45V130H44ZM183 131H185V129H184ZM191 131H192V130H191ZM223 131H224V130H223ZM236 131H237V130H236ZM241 131H242V130H241ZM56 132H57V131H56ZM59 132H60V131H59ZM59 132H58V133H59ZM66 132H68V131H66ZM72 132H73V131H72ZM163 132H164V131H163ZM172 132L169 134V136L172 134ZM179 132H181V131H179ZM188 132H187V134H189ZM193 132H194V131H193ZM206 132H208V131H206ZM228 132H229V131H228ZM244 132H245V131H244ZM50 133H51V132H50ZM54 133H55V132H54ZM54 133H53V134H54ZM63 133H64V132H63ZM78 133H79V132H78ZM87 133H88V132H87ZM164 133H165V132H164ZM177 133H178V132H177ZM177 133H176V134H177ZM181 133H182V132H181ZM184 133H185V132H184ZM194 133L196 134V131H195ZM199 133H200V132H199ZM204 133H205V131H204ZM236 133H237V132H236ZM51 134H52V133H51ZM55 134H56V133H55ZM64 134H65V136H66V134L68 135V133H64ZM71 134H72V133H71ZM71 134H70V135H71ZM182 134H183V133H182ZM185 134H186V133H185ZM195 134H194V135H195ZM201 134H202V133H201ZM216 134H217V131H216ZM221 134H222V133H221ZM254 134H255V133H254ZM59 135H60V134H59ZM79 135H80V134H79ZM174 135H175V134H174ZM180 135H181V134H180ZM196 135H197V134H196ZM203 135H204V134H203ZM203 135H202V137H203ZM206 135H208V134H206ZM237 135H238V134H237ZM53 136H54V135H53ZM63 136H64V135H63ZM163 136H164V135H163ZM166 136H167V135L165 134L164 137L167 138ZM169 136H168V137H169ZM175 136H176V135H175ZM187 136H189V135H187ZM187 136L184 137V138L182 137L181 141H182L183 139L186 140ZM57 137H60V136H57ZM172 137H174V136H172ZM194 137H195V136H194ZM197 137H198V136H197ZM199 137H201L200 134H199ZM199 137H198V138H199ZM44 138H45V137H44ZM63 138H65V137H63ZM63 138H62V139H63ZM162 138H163V137H162ZM169 138H171V136H170ZM169 138H167V139H169ZM190 138H191V137H190ZM195 138H196V137H195ZM57 139H59V138H57ZM78 139H79L78 134H72L68 140L66 139V140H67L66 143H67V144H68V143H71V144L73 143V144H75L74 146H76V145L78 144V142H77ZM81 139H82V138H81ZM167 139H166V140H167ZM173 139H174V138H173ZM239 139H240V138H239ZM59 140H61V137H60ZM79 140H80V139H79ZM171 140H172V139H171ZM193 140H194V139H193ZM196 140H197V139H196ZM244 140H245V138H244ZM244 140H243V141H244ZM246 140H247V139H246ZM53 141H54V140H53ZM56 141H57V140H56ZM162 141H163V139H162ZM168 141H169V140H168ZM186 141L190 143L189 140H186ZM186 141H184V142H186ZM198 141H199V140H198ZM235 141H236V140H235ZM54 142H55V141H54ZM60 142H62V140H61ZM81 142H82V141H80V143H81ZM124 142H125V141H124ZM179 142H180V140H179ZM187 142H186V143H187ZM208 142H209V140H208ZM213 142H214V141H213ZM213 142H212V143H213ZM239 142H241V141H239ZM56 143H57V142H56ZM56 143H55V144H56ZM82 143H83V142H82ZM172 143H174V141H172ZM180 143H181V142H180ZM180 143H179V144H180ZM192 143L195 144V141H194V142L192 141ZM196 143H197V142H196ZM71 144H70V145H71ZM181 144H182V146H183L184 143H181ZM194 144H193V145H194ZM204 144H205V143H204ZM210 144H211V143H210ZM215 144H216V143H215ZM218 144H220V143H218ZM224 144H225V143H224ZM228 144H229V143H228ZM242 144H243V143H242ZM80 145H81V144H80ZM80 145H79V146H80ZM172 145L174 146V144H172ZM172 145H171V146H172ZM197 145L202 146L203 144L201 145V144L199 143V144H197ZM197 145L195 144L194 146L196 147ZM216 145H217V144H216ZM52 146H53V145H52ZM60 146H61V145H60ZM63 146H64V145H63ZM81 146H82V145H81ZM163 146H164V145H163ZM165 146H166V144H165ZM175 146H176V145H175ZM184 146H186V145H184ZM213 146H214V144H213ZM218 146H219V145H218ZM222 146H223V145H222ZM237 146H238V145H237ZM247 146H248V145H247ZM58 147H59V146H58ZM76 147H77V146H76ZM76 147H75V148H76ZM191 147H192V146H191ZM195 147H192V148L195 149ZM202 147H203V146H202ZM53 148H54V147H53ZM65 148H66V147H65ZM68 148H69V147H68ZM71 148H72V147H70V150L72 151ZM75 148H74V149H75ZM77 148H78V147H77ZM81 148H82V147H81ZM83 148H84V147H83ZM123 148H124V147H123ZM179 148H180V149H184L185 147L181 148V145H180ZM196 148H199V147H196ZM200 148H201V147H200ZM200 148H199V149H200ZM214 148H215V147H214ZM217 148H218V147H217ZM222 148H223V147H222ZM66 149H67V148H66ZM66 149H65V150H66ZM78 149H79V148H78ZM170 149H171V147H170ZM188 149H189V148H188ZM188 149H187V146H186V150H183V153H184L185 151H187ZM201 149H202V148H201ZM226 149H227V148H226ZM167 150H168V149H167ZM178 150H179V149H178ZM202 150H203V149H202ZM202 150H201V153H202ZM229 150H230V149H229ZM237 150H238V149H237ZM58 151H59V150H58ZM61 151H62V150H61ZM63 151H64V150H63ZM66 151H67V150H66ZM78 151H79V150H78ZM78 151H77V152H78ZM171 151L173 152V150H171ZM175 151H176V150H175ZM189 151H190V149H189ZM230 151H231V150H230ZM234 151H235V150H234ZM54 152H55V151H54ZM56 152H57V151H56ZM73 152H74V150H73ZM73 152H72V153H73ZM179 152H180V150H179ZM193 152H194V151H193ZM193 152H192V153H193ZM228 152H229V151H228ZM228 152H226V154H227ZM235 152H236V151H235ZM235 152H234V154H236ZM168 153H171V152H169V150H168ZM174 153H175V152H174ZM176 153L178 154V152H176ZM181 153H182V151H181ZM229 153H230V152H229ZM239 153H241V152H239ZM59 154H60V153H59ZM64 154H65V153H64ZM64 154H63V155H64ZM164 154H165V152H164ZM177 154H175V155H177ZM190 154H191V152H190ZM209 154H210V153H209ZM224 154H225V153H224ZM232 154H233V152H232ZM241 154H242V153H241ZM54 155H55V154H54ZM67 155H69V153H67ZM67 155L65 154L66 157H67ZM170 155H171V154H170ZM175 155H174V156H175ZM183 155H184V154H183ZM183 155H180V156H183ZM192 155H193V154H192ZM201 155H202V154H201ZM218 155H219V152H218ZM221 155H222V154H221ZM239 155H240V154H239ZM61 156H62V155H61ZM61 156H60V157H61ZM70 156L72 157V156H74V155H70ZM80 156H81V155H80ZM178 156H179V155H178ZM187 156H189L188 153H187L186 157H187ZM199 156H200V155H199ZM202 156H203V155H202ZM209 156H210V155H209ZM214 156H215V154H214ZM236 156H237V155H236ZM242 156H243V155H242ZM57 157H59V156H57ZM77 157H78V156H77ZM168 157H169V156H168ZM191 157H192V156H191ZM222 157H223V156H222ZM54 158H55V157H54ZM64 158H65V157H64ZM69 158H70V157H69ZM74 158H75V157H74ZM195 158H196V157H195ZM224 158H225V155H224ZM240 158H241V157H240ZM55 159H56V158H55ZM72 159H73V157H72ZM72 159H71V160H72ZM170 159H171V158H170ZM170 159L167 158V159H166L167 161H166V160H165V161L168 163V162L170 161ZM188 159H190V158H188ZM204 159H206V158H204ZM204 159H203V160H204ZM5 160H6V159H5ZM56 160H57V159H56ZM59 160H60V159H59ZM63 160H66V159H63ZM68 160H69V159H68ZM168 160H169V161H168ZM212 160H213V159H212ZM244 160H245V159H244ZM9 161H10V160H9ZM60 161H61V160H60ZM60 161H59V162H60ZM66 161H67V160H66ZM75 161L77 162L78 160H75ZM175 161H176V160H175ZM184 161H185V160H184ZM196 161H197V160H196ZM55 162H56V161H55ZM55 162H54V163H55ZM61 162H64V161H61ZM70 162H71V161H70ZM170 162H171V161H170ZM57 163H58V162H57ZM57 163H56V164H57ZM66 163H67V162H66ZM81 163L83 164V162H81ZM81 163H78V164H81ZM163 163H164V162H163ZM180 163H182V162H180ZM187 163H189L188 160H187ZM192 163H193V162H192ZM215 163H216V162H215ZM56 164H55V165H56ZM59 164H60V163H59ZM76 164H77V163H75V165H76ZM201 164H202V163H201ZM220 164H221V163H220ZM57 165H58V164H57ZM60 165H61V164H60ZM63 165H64V164H63ZM170 165H171V163H170ZM172 165H173V164H172ZM177 165H178V164H177ZM199 165H200V164H199ZM205 165H206V164H205ZM211 165H212V164H211ZM213 165H214V164H213ZM221 165H222V164H221ZM227 165H228V164H227ZM242 165H243V164H242ZM68 166H69V164H68ZM76 166H78V165H76ZM76 166H75V167H76ZM80 166H81V165H80ZM163 166H164V165H163ZM183 166H184V165H183ZM194 166H195V165H194ZM207 166H208V165H207ZM216 166H217V165H216ZM231 166H232V165H231ZM13 167H14V166H13ZM100 167H101V166H100ZM169 167H171V166H169ZM169 167H164V168H169ZM172 167H173V166H172ZM236 167H237V166H236ZM7 168H8V167H7ZM62 168H63V167H62ZM67 168H68V167H67ZM156 168H157V167H156ZM178 168H179V166H178ZM189 168H190V167H189ZM192 168H193V167H192ZM221 168H222V166H221ZM223 168H224V167H223ZM225 168H226V167H225ZM232 168H233V167H232ZM238 168H239V167H238ZM238 168H237V170H238ZM59 169H60V168H59ZM74 169H75V168H74ZM99 169H100V168H99ZM172 169H173V168H172ZM172 169H169V170H172ZM175 169H176V168H175ZM193 169H194V168H193ZM227 169H228V168H227ZM229 169H230V168H229ZM240 169H241V168H240ZM240 169H239V170H240ZM250 169H251V168H250ZM4 170H5V169H4ZM57 170H58V169H57ZM62 170H63V169H62ZM62 170H61V171H62ZM180 170H181V168H180ZM191 170H192V169H191ZM196 170H197V169H196ZM204 170H205V169H204ZM204 170H203V171H204ZM206 170H207V169H206ZM209 170H210V167H209ZM237 170H236V171H237ZM263 170H264V169H263ZM16 171H17V170H16ZM67 171H68V170H67ZM153 171H154V170H153ZM203 171H202V172H203ZM211 171H212V170H211ZM213 171H214V170H213ZM233 171H234V170H233ZM260 171H262V170H260ZM4 172H5V171H4ZM64 172H65V171H64ZM178 172H179V171H178ZM187 172H189V171H187ZM204 172H205V171H204ZM209 172H210V171H209ZM209 172H208V173H209ZM227 172H228V171H227ZM230 172H231V171H230ZM234 172H235V171H234ZM246 172H247V171H246ZM173 173H174V172H173ZM181 173H182V172H181ZM193 173H194V172H193ZM193 173H192V174H193ZM228 173H229V172H228ZM252 173H253V172H252ZM200 174H201V173H200ZM261 174H262V173H261ZM5 175H6V173H5L4 175L2 174L3 177H4ZM81 175H82V174H81ZM178 175H179V174H178ZM180 175H181V174H180ZM207 176L209 177V175H207ZM212 176H213V175H212ZM10 177H11V176H10ZM181 177H182V176H181ZM0 178H1V177H0ZM7 178H8V177H7ZM169 178H170V177H169ZM173 178H174V177H173ZM176 178H177V177H176ZM193 178H194V177H193ZM217 178H218V177H217ZM215 179H216V177H215ZM219 179H220V178H219ZM175 180H176V179H175ZM200 180H201V179H200ZM248 180H249V179H248ZM175 182H176V181H175ZM205 182H206V181H204V183H205ZM220 182H221V181H220ZM6 183H7V182H6ZM182 184H183V183H182ZM236 184H237V183H236ZM216 185L219 186L220 191L222 192L223 195H224V194H226V195H228V194H230V195L233 194V195H234L235 193L237 194V192H234L235 189H237V188H235V185H233L232 183H229L228 181H227V182H223V183H216ZM173 186H175V185H173ZM173 186H171V187H173ZM206 186H207V185H206ZM210 186H212V185H210ZM75 187H76V186H75ZM173 188H174V187H173ZM179 188H180V190H181V187H179ZM198 188H199V187H198ZM207 188H208V187H207ZM72 189H73V188H72ZM199 189H200V188H199ZM209 189H210V188H209ZM175 190H176V189L174 188V192H175ZM184 190H185V189H184ZM188 190H189V189H188ZM188 190H187V191H188ZM207 190H208V189H207ZM172 191H173V189H171V193H172ZM177 191H178V190H177ZM210 191L212 192L213 190L211 189ZM220 191H219V192H220ZM180 192H181V191H180ZM182 192H183V187H182ZM196 192H197V191H196ZM198 192H199V191H198ZM201 192H202V190H201ZM205 192H206V191H205ZM213 192H215V191H213ZM240 192H241V191H240ZM185 193H186V192H184V194H185ZM189 193H190V192H189ZM194 193H195V192H194ZM194 193H193V194H194ZM209 193H210V192H209ZM182 194H183V193H182ZM195 194H196V193H195ZM205 194H207V193H205ZM211 194H212V193H211ZM215 195H217V194H215ZM171 196H172V195H171ZM186 196H187V195H186ZM191 196H192V195H191ZM201 196H203V195H201ZM221 196H222V195H221ZM221 196H220V197H221ZM224 196H225V195H224ZM235 196H236V195H235ZM182 197H183V196H182ZM228 197H229V196H228ZM173 198H174V196H173ZM183 198H185V197H183ZM200 198H201V197H200ZM202 198H203V197H202ZM204 198H205V197H204ZM206 198H207V197H206ZM206 198H205V199H206ZM223 198H224V197H223ZM223 198H222V199H223ZM232 198H233V197H232ZM235 198H236V197H235ZM240 198H241V197H240ZM175 199H176V198H175ZM209 199H210V198H209ZM209 199H208V200H209ZM225 199H226V200H229V198H228V199L225 198ZM176 200H177V199H176ZM176 200H175V201H176ZM181 200H182V199H181ZM190 200H192V199H190ZM193 200H195V198H193ZM208 200H207V201H208ZM210 200H211V199H210ZM213 200H214V199H213ZM230 200H231V199H230ZM232 200H233V199H232ZM188 201H189V200H188ZM195 201H197V200H195ZM195 201H194V202H195ZM199 201H200V200H199ZM204 201H205V200H204ZM214 201H215V200H214ZM220 201H221V200H220ZM222 201H225V200H222ZM182 202H184V200H183ZM242 202H243V201H242ZM244 202H245V201H244ZM22 203H23V202H22ZM22 203H21V204H22ZM172 203H173V202H172ZM178 203H179V202H178ZM197 203H198V202H197ZM209 203H210V202H209ZM202 204H203V202H202ZM211 204H212V203H211ZM216 204H217V203H216ZM189 205H190V204H189ZM192 205H193V204H192ZM206 205H208L207 202H206ZM213 205H214V204H213ZM215 206H217V205H215ZM21 207H22V205H21ZM184 207H185V206H184ZM197 207H198V206H197ZM199 207H200V206H199ZM201 207H202V205H201ZM205 207H206V206H205ZM226 207H227V206H226ZM230 208H231V207H230ZM25 211H26V210H25ZM25 211H24V212H25ZM166 215H167V214H166ZM262 215H263V214H262ZM169 216H170V215H169ZM178 216H179V215H178ZM187 216H188V215H187ZM194 217H195V216H194ZM192 218H193V217H191V219H192ZM187 219H188V218H187ZM178 221H179V220H178ZM188 222H189V221H188ZM217 223H218V221H217ZM37 224H38V223H37ZM180 224H181V223H180ZM185 224H186L187 228L190 227V226H192L195 230H201L200 227H197L195 224H190V226L188 225V223H185ZM50 227H51V226H50ZM175 227H176V225H175ZM179 227H180V226H179ZM39 228H40V227H39ZM173 228H174V227H173ZM222 228H223V227H222ZM42 229H43V228H42ZM184 229H185V228H184ZM258 229L260 230V228H258ZM175 230H176V229H175ZM218 230H220V229H218ZM171 231H172V230H171ZM209 231H210V230H209ZM173 232H174V231H173ZM186 232H187V231H186ZM257 232H258V231H257ZM261 232H262V231H261ZM171 233H172V232H171ZM174 233H175V232H174ZM174 233H173V234H174ZM173 234H172V235H173ZM187 234H188V233H187ZM187 234L185 233V235H187ZM177 235H178V236H182V235L179 234V232L177 233ZM178 236H176V237H178ZM209 236H210V235H208V237H209ZM170 237H171V236H170ZM172 237H175V236L173 235ZM53 238H54V237H53ZM210 238H211V237H210ZM210 238H209V239H210ZM174 239H175V238H174ZM205 239H207V238H205ZM49 240H50V239H49ZM180 240H181V239H180ZM61 245H62V244H61ZM68 248H69V247H68ZM68 250H69V249H68ZM63 251H64V250H63ZM239 253H240V252H239ZM237 255H239V254H237ZM243 255H244V254H243ZM240 256H241V255H240ZM60 257H61V256H60ZM244 257H245V256H244ZM237 258H239V257L237 256ZM245 259H246V258H245ZM70 260H71V259H70ZM63 261H64V260H63ZM237 262H238V261H237ZM243 263H244V262H243L242 260H240V264H243Z\"/></svg>",
    "mask_w": 264,
    "mask_h": 264
}]
</instances>
